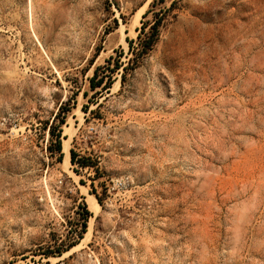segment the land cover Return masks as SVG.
I'll return each mask as SVG.
<instances>
[{
    "label": "rangeland",
    "instance_id": "rangeland-1",
    "mask_svg": "<svg viewBox=\"0 0 264 264\" xmlns=\"http://www.w3.org/2000/svg\"><path fill=\"white\" fill-rule=\"evenodd\" d=\"M0 264H264V0H0Z\"/></svg>",
    "mask_w": 264,
    "mask_h": 264
},
{
    "label": "trees",
    "instance_id": "trees-1",
    "mask_svg": "<svg viewBox=\"0 0 264 264\" xmlns=\"http://www.w3.org/2000/svg\"><path fill=\"white\" fill-rule=\"evenodd\" d=\"M164 20V15H161L157 18L156 22L150 27L147 35V38L142 41V37H139V42H140V50L139 53L137 54L138 56H143L145 54H147L149 51H151L154 47V45H156L157 41L159 40V36H160V25ZM146 28L143 27V34L145 33ZM60 128V127H59ZM55 131V130H54ZM54 131L52 132V137H54ZM57 138V146L55 147V151L59 153L60 155V161L61 159H63V154L62 153V141H61V137L55 136ZM71 161L73 164H78L81 168H92L94 169L95 164L90 163L89 159H86L84 157H81L79 155H77L75 153V151H71ZM85 209H87V207H84ZM85 221L82 224V233L79 235L78 239H81L83 237V234L87 231V221H88V216H89V212L86 210L85 211ZM73 245H75V243H73L72 245H70V247H72Z\"/></svg>",
    "mask_w": 264,
    "mask_h": 264
},
{
    "label": "bare ground",
    "instance_id": "bare-ground-1",
    "mask_svg": "<svg viewBox=\"0 0 264 264\" xmlns=\"http://www.w3.org/2000/svg\"><path fill=\"white\" fill-rule=\"evenodd\" d=\"M66 152V151H65ZM70 152H69V149L67 151V154H66V161L69 162L70 161ZM70 163V162H69ZM71 164V163H70ZM97 200V199H96ZM93 204V203H92ZM94 207V206H93ZM93 209V208H92ZM90 237V236H89Z\"/></svg>",
    "mask_w": 264,
    "mask_h": 264
}]
</instances>
